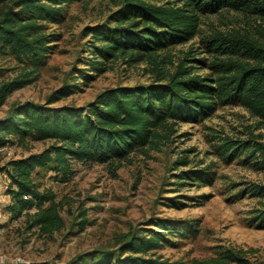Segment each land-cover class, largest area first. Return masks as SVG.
I'll return each instance as SVG.
<instances>
[{"label":"rangeland","instance_id":"1","mask_svg":"<svg viewBox=\"0 0 264 264\" xmlns=\"http://www.w3.org/2000/svg\"><path fill=\"white\" fill-rule=\"evenodd\" d=\"M10 2L1 4L0 11ZM120 2L78 0L64 4L61 21L46 24L47 31L60 36L39 67L38 78L8 95L0 106V119L24 102L44 104L54 90L72 82L79 89L50 105H85L105 88L150 83L160 73L171 74L178 65H185L190 74L213 79L219 75V68L210 65L226 57L203 41L215 32H239L264 43V17L223 8L200 14L199 32L192 39L156 51L153 59L141 55L138 60H130L127 55H117L105 61L104 70L95 71L83 62L91 56L87 49L94 37L83 35L82 30L105 21ZM235 58L255 63L243 55ZM23 63L8 50H0V79L18 75ZM79 69L92 76L81 78ZM172 129L164 142L136 149L123 159L103 163L70 159L71 172L65 180L54 162L36 168L34 181L41 190L54 193L64 220V226L50 234L28 227L26 214L16 217L8 211L9 178L1 167L9 159L39 152L55 140L26 137L19 143L12 137L0 147V264L112 262L132 235L157 229L156 223L162 218L184 220L183 234H163L168 240H161L162 244L146 251V255L190 264L193 259L208 258L229 247L245 251L254 264H264V228L251 220L264 208V193L250 190L252 184L264 185V166L256 162L251 150L227 161L216 148L226 139L264 145V123L241 104L233 103L220 105L197 121L173 123ZM202 167L210 173L205 182L194 184V179L179 178L189 169ZM81 218L86 224L79 230ZM189 223H194L196 230H191Z\"/></svg>","mask_w":264,"mask_h":264},{"label":"trees","instance_id":"2","mask_svg":"<svg viewBox=\"0 0 264 264\" xmlns=\"http://www.w3.org/2000/svg\"><path fill=\"white\" fill-rule=\"evenodd\" d=\"M8 1L10 4L0 11V50H8L24 63L18 75L0 79V106L13 91L38 78L39 67L45 64L53 42L60 36L47 31L46 24L60 22L62 6L78 0H0V5ZM223 8L264 17V0H182L181 4L121 0L105 21L83 28V35L94 37L87 49L91 56L83 62L99 72L105 69V61L117 55H127L130 60H138L141 55L153 59L156 51L192 39L199 32L200 14ZM203 41L209 49L226 55L210 65L219 68V75L213 79L190 74L185 65H178L171 74L160 73L150 83L105 88L85 105H50L79 89L72 82L54 90L44 104L24 102L1 118L0 147L12 137L19 143L26 137L55 140L39 152L9 159L1 167L9 178L7 192L11 203L6 208L11 215L26 214L28 227H36L42 234L64 226L54 193L41 190L32 177L36 168L50 162L61 170V179L65 180L71 172L70 159L103 163L126 158L136 149L164 142L173 131V123L197 121L224 104L239 103L264 123V43L239 32H215ZM242 55L255 63L235 58ZM78 72L85 80L92 76L83 69ZM216 148L227 161L251 150L256 162L264 166L262 143L226 139ZM256 151L258 155H254ZM183 174L179 178L194 179V184L205 182L210 176L207 167L189 169ZM250 190L264 193V185L252 184ZM251 220L264 228V208ZM183 223L180 219H159L157 229L132 235L121 245L114 261L106 259L100 264H188L145 254L159 247L161 240H168L163 234L182 235ZM85 224L81 218L79 230ZM189 228L196 230L194 223H189ZM190 264L254 263L245 251L228 247L211 257L193 259Z\"/></svg>","mask_w":264,"mask_h":264},{"label":"built area","instance_id":"3","mask_svg":"<svg viewBox=\"0 0 264 264\" xmlns=\"http://www.w3.org/2000/svg\"><path fill=\"white\" fill-rule=\"evenodd\" d=\"M3 260L2 257H0V261Z\"/></svg>","mask_w":264,"mask_h":264}]
</instances>
